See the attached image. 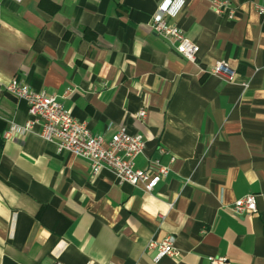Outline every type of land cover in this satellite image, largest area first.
Wrapping results in <instances>:
<instances>
[{"label": "crops", "instance_id": "1", "mask_svg": "<svg viewBox=\"0 0 264 264\" xmlns=\"http://www.w3.org/2000/svg\"><path fill=\"white\" fill-rule=\"evenodd\" d=\"M166 1L0 0V264H264V0H229L233 17L172 0L167 21L200 46L195 61L151 26ZM218 60L234 80L210 73ZM13 77L94 134L141 133L135 166L168 173L147 193L58 152L40 125L23 131ZM248 193L257 211L235 214ZM168 236L180 255L156 260L147 244Z\"/></svg>", "mask_w": 264, "mask_h": 264}, {"label": "built area", "instance_id": "2", "mask_svg": "<svg viewBox=\"0 0 264 264\" xmlns=\"http://www.w3.org/2000/svg\"><path fill=\"white\" fill-rule=\"evenodd\" d=\"M208 1L216 13L228 14L229 17L234 16L235 10L231 7L229 0ZM171 3L172 0H167L158 7L151 26L156 33L173 41L178 53L195 61L200 46L189 38L180 27L167 21L168 16L175 11V7H172ZM256 7L260 15L264 16V5L258 4ZM210 73L231 81L236 78L237 71L230 67L225 60H218L211 66ZM6 90L24 99L28 104L30 117L23 126V131L31 129L36 124L40 125L42 138L54 142L58 152L68 151L86 160L93 174H97L107 167L116 173L120 183L140 185L144 191L152 193L168 173V167L161 164L158 159L152 160L146 168L135 166V159L144 152L146 146V141L141 133H131L127 127L122 126L109 138L94 134L87 123L72 116L55 95H49L44 90H35L22 83L17 77L11 79L6 85ZM146 116L147 111L144 108L136 113V117L141 121H144ZM12 130L6 131L5 136L8 137ZM257 209L255 193H248L238 198L232 206V211L237 215L254 213ZM147 249L157 251L156 260L166 255L172 257L180 255L172 236L161 241L150 239ZM209 260L211 264H230L225 256H212ZM50 264L62 263L55 261Z\"/></svg>", "mask_w": 264, "mask_h": 264}]
</instances>
